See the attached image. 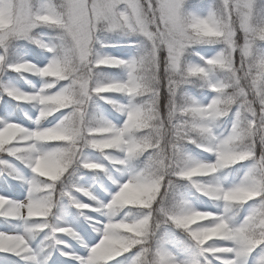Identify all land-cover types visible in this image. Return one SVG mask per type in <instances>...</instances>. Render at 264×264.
I'll return each instance as SVG.
<instances>
[{
  "label": "snow or ice",
  "instance_id": "snow-or-ice-1",
  "mask_svg": "<svg viewBox=\"0 0 264 264\" xmlns=\"http://www.w3.org/2000/svg\"><path fill=\"white\" fill-rule=\"evenodd\" d=\"M11 2L13 4V7L9 10L11 26L8 29L0 31V45H4L13 38H28L32 30L40 25L58 27L67 37V51H65L64 46L57 49L43 44L40 40L34 41L39 46L53 53L54 58L47 67L39 69L29 63H21L15 66L14 70L17 72H35L43 77L52 78V80L48 82L45 92L40 95H25L21 92L13 91L10 95L15 97L18 101H34L43 106V110L40 113L41 118L51 116L53 112H58L62 109L69 110V114L65 119L54 128L68 127L69 120L76 122L77 127L72 130L74 145L79 144L80 146L78 148L73 146V154L69 159L71 166L76 165L85 168L84 166L86 164H90L85 158V149L89 147L98 149L95 148L91 141L99 137L94 135L93 128L87 120V107L94 96L103 99L104 94L107 93H126L133 98L148 95L152 101V109L156 112L163 113L160 105L161 89L164 86V81L161 79V71L165 73L169 71L181 72L184 74V79L181 81H176L167 77L166 87L170 99L167 113L160 117L164 127L174 125V131L177 133L176 142L171 145L170 150L167 146H161L165 153L170 152V171L163 181L158 182L159 191L153 198V204L149 208L143 209L145 210L143 217L132 222H126H138L142 225V235L140 237H129V250L133 248V246H138L142 249L141 256H146L150 251V238L154 235L155 230L160 227L161 223L174 224L177 228L185 231L196 242L202 256L201 264H213L215 254L235 252L237 257H241L252 252L257 246L264 245V242H256L260 239V229L257 228V225L260 224L261 218L264 217V210L257 211L249 216L240 227L232 228L223 217L216 218L211 216L209 219L202 220L211 223V226H206L205 224L199 223L200 221L195 224L192 223L195 213L200 211L182 210L178 213H170L164 207H154L158 198L162 197V195H167V192L172 188L171 180L167 179L169 176H177L193 181V178L214 174L218 170L253 156L254 135H252L251 138L252 146L242 154V159L236 157L234 149L231 147L236 138L235 130L238 127L240 115L245 108L244 105H237L239 111L236 113L237 119L231 135L219 142H215V138L213 137L212 139L214 142L206 149H214L216 151L218 154L216 163H183L180 159L181 146L183 143H196L197 141L193 139V134H208L211 136L212 129L209 125L225 115L221 113L218 108V105L224 99L227 87H229V84L225 81L212 84V87L217 93V97L212 100L210 105L206 107L199 106L193 101L190 105L181 106V111L196 113L198 119L193 121V123L197 125L195 131H182L186 126L177 123V121L173 119L174 107L172 104V98L177 94L181 85L185 83L188 78L199 77L201 79H206L212 71L224 69L225 63L222 54H219L214 59L208 60L206 62L207 67L189 66L185 68L183 65V56L186 48L195 43H215L223 41V36L208 34L206 32V28L210 29L212 33H219L222 31L221 19L219 16L213 13L206 19L187 18L183 13L184 0H64L59 8L50 3L39 12L31 8L30 0H11ZM17 4L19 5V9L16 8ZM121 5L125 6L124 10H120ZM250 7L247 0H235V2L229 0L223 13L224 18L230 25L227 43L230 45L231 51V59L228 64V68L232 72L231 86L241 89L242 98L254 97L264 93V59L259 62H254L251 58V47L253 42L257 39L264 41V28L254 29L250 25ZM24 13L27 14L29 23L21 26L20 17ZM42 16L53 17L57 23L46 24L38 19ZM145 16H147L146 25L144 23ZM105 23L110 25L111 28H127L133 32L142 34L146 40L150 42V51L139 59L130 62L108 57H97L93 51V45L96 40L97 32ZM239 31L244 33V42L242 44L239 43L236 38ZM68 51L77 58L79 68L72 67L68 58ZM164 51L168 53L166 58L161 57V53ZM146 62L152 65L156 78L159 81V88L156 91H153L152 84L146 81L141 75ZM27 65H30L29 69L27 71L23 70L21 66ZM100 66H123L129 71V79L122 83H107L113 86L112 91L97 92L96 89L103 87L104 84H97L93 87L92 72L94 68ZM2 69L3 59L0 58V70ZM52 72L55 74L51 75L50 73ZM242 77L251 78V84L256 89L254 93L249 92V84L247 80L242 79ZM60 81H68V86L62 91L51 94L50 90ZM52 97H57L54 104L50 102V98ZM109 102L111 103V101ZM227 103L231 104V99H229ZM249 104L251 106L247 108L248 123L252 133H255L257 128L264 125V105H260L254 99H250ZM115 106L120 111L126 113L127 119L122 128H116L107 121H103L104 126L110 130V134L113 137V144L110 148L105 150L119 149L121 152L126 153V159L119 161V163L123 164L126 163L127 160L144 154L149 148V145L142 137L144 131L150 128L153 115L151 111L144 110L147 106L142 103L139 105L132 104L127 108L119 105ZM130 115L132 119H129ZM169 120H172V125H169ZM12 125L19 126L22 131L18 136L12 138L11 141L5 143L3 147H0V155L7 153L11 156L23 159L26 154H30L27 162L33 170L35 168L36 159L46 154V152H39L37 148L40 142H47L44 136L47 129L30 131L16 123L0 121V130L7 129ZM23 142H27L28 147H24ZM66 147H69V145L60 142L59 146L56 148ZM101 151L103 152L104 150ZM157 151L158 149H151L150 155H155ZM262 164H264V161H262ZM147 170L148 169L145 168L142 172L134 175L129 181L132 183L140 182L145 177ZM194 170H198L205 174L194 175ZM33 172L36 173L34 170ZM37 177L38 179L33 180L31 183L30 194L26 203L12 202L8 198L0 196V201L4 202L3 208H0V217L20 219H46L49 217L51 211L46 217L28 216V208L35 203L39 197L47 198L46 202L50 209H52L53 206V199L56 191L55 182L57 181L39 179L43 177L38 175ZM123 186L124 184L120 187V190ZM195 187L205 195L213 199L224 200L228 202L229 205L244 203H237L233 200L225 199L226 194L238 190H248L256 193L253 198L264 196V182L255 180L246 181L241 186L228 191L219 187H205L200 183H195ZM81 190L80 188L75 189L77 192ZM162 190H164L163 193ZM61 196L68 197L74 205L84 204L76 199L70 191L62 192ZM92 199L95 198L92 197ZM98 209H101L100 211L103 212V205H98ZM113 223L117 222H110L103 228V236L111 231L110 225ZM217 225H226L224 232L228 238L223 240L234 241L235 244L239 246L238 248H221L211 243L202 245L200 230L212 228ZM41 227H49V225L45 223L42 224ZM57 229L59 228L52 227L54 236L58 233ZM253 233L255 234L256 240L250 238ZM0 235L23 238L28 251H12L11 253H15L17 256L23 254L31 255V250L24 237L7 233H2ZM98 245H100V243ZM96 247L97 246L91 248L88 259H81L79 257L74 258L79 259L80 264H94L96 254L93 252V249ZM209 247L224 250L220 252H209L206 250ZM144 264H147L146 260ZM158 264H177V262L174 257L161 255ZM224 264H237V261H225Z\"/></svg>",
  "mask_w": 264,
  "mask_h": 264
},
{
  "label": "rangeland",
  "instance_id": "rangeland-1",
  "mask_svg": "<svg viewBox=\"0 0 264 264\" xmlns=\"http://www.w3.org/2000/svg\"><path fill=\"white\" fill-rule=\"evenodd\" d=\"M264 0H247L250 4V20L249 23L254 29L264 28ZM263 2V3H262ZM53 4L57 8L61 5V0H30V6L34 11H41L48 4ZM125 6L121 5L120 10H124ZM183 13L188 18L206 19L210 14L215 13L217 16L223 14V0H184ZM62 30L55 26L40 25L32 30L28 38H13L7 41L4 45H0V58L3 59V69L0 70V82L4 78H10L12 75L7 71L10 62L17 60V49L23 51L31 61L35 62L41 69L47 67L48 61H43L39 56L33 57L36 43V38H42L46 42L45 45L55 47L57 49L65 45L62 40ZM125 38L126 41L132 42L134 49H138L140 56L144 52L150 51V42L138 33L127 28H111L100 29L97 32L96 40L93 45V51L99 50L107 54L114 53L117 57H122L127 62H130L134 57V51L116 52L114 49L122 47L118 45V41ZM237 41L244 42V33H237ZM44 39V40H43ZM103 44L97 46V42ZM123 40V42L125 41ZM129 44V43H128ZM45 50H47L45 48ZM225 50V45L220 42L215 43H195L185 49L183 56V65L185 68L189 66L207 67V61L214 59ZM48 54V57L53 58V53ZM137 56V55H136ZM162 58H166V51L161 53ZM264 59V41L255 40L251 47V58L254 62H259L260 58ZM238 58V56H237ZM29 59V58H28ZM127 68L125 69V71ZM95 68L92 72V77L95 73ZM35 73V72H34ZM163 73V71H161ZM129 71L127 70V79ZM198 77H190L181 85L176 94V103L180 105L181 99L186 100V104L190 105L194 101L196 104H201L204 107L211 104L212 100L217 97V93L212 87V84L224 82L227 79V74L219 69L209 73L206 79ZM8 80V81H9ZM50 79L43 81L31 80L35 92L43 94L47 89V84ZM211 81V83H210ZM62 85H55L51 90V94L62 91L68 86V81H63ZM58 86V88H57ZM57 88V89H56ZM20 90L27 91L22 86ZM127 105L137 104V101L132 100L126 102ZM198 104V105H199ZM138 105V104H137ZM43 107V106H41ZM93 107L95 109H93ZM13 108L7 105V112ZM43 108L41 109V111ZM65 110L63 117L69 114V110ZM239 111L237 106L223 118H218L211 125L212 137L210 136L201 152H194L190 147H186L184 157L180 154V159L183 163H203L214 164L218 160V154L214 149H208L209 145L226 139L231 135L232 129L236 123V113ZM1 112V109H0ZM100 117L97 119V113ZM1 115V114H0ZM3 117V116H2ZM126 113L124 120L117 122L113 117V113L108 109L99 97L94 96L87 107V120L91 126L98 121H107L110 124L116 125V128H122L126 121ZM34 121L31 126L32 130H44L41 125V115L37 113L33 116ZM13 123H22V120L16 115H11L9 118ZM53 126V125H51ZM50 126V127H51ZM54 128V127H53ZM57 146H45L43 142L38 144L39 152L52 151ZM114 149L104 150L103 152L94 148L85 149V158L90 163L100 165L98 169H87L73 165L57 182L56 191L53 199L52 211L46 219H20V218H4L0 220V234L7 233L11 235H19L26 239L31 250V255L23 254L17 256L16 259L2 260L0 264H80L81 259H88L92 247L98 246L103 238L102 230L110 222H132L143 217L145 210H136L135 208H126L115 217H111L105 212L98 211V205H107L111 202L114 196L120 190L123 184L136 174L142 172L148 165L150 153L141 158H132L122 164L120 169L121 176L117 177L113 171L111 163L102 155L106 151H110L109 155H115L121 160L126 159V153L121 154L113 151ZM101 151V152H100ZM262 165L255 159L251 158L239 171L233 168L232 165L218 170L214 174L208 176L193 178L189 181L177 176H169L172 188L167 192V195H162L158 198L154 207H164L170 213L179 212L182 210L200 211L211 214V216L220 218L223 217L232 228L240 227L249 216L263 208L264 203L261 196L258 200H249L242 204L229 205L224 200L213 199L205 195L202 191L195 187V183L203 184L205 187H219L225 191L239 187L246 181H261L264 182V172ZM116 169V168H115ZM106 171V174L104 172ZM21 178L19 182L15 179H0V196L8 198L12 202L26 203L29 198L31 183L38 179L37 174L33 170L20 171ZM1 178V177H0ZM26 181V182H25ZM113 182V184H112ZM80 188L83 191H75ZM65 191L72 192L73 196L81 203L89 205L86 209H79L68 197H62L61 193ZM84 191H88L91 196L84 195ZM164 190H162L163 193ZM94 197L95 199H92ZM76 207V208H75ZM77 209V210H76ZM135 209V210H134ZM135 211H137L135 213ZM48 224L49 227H41L42 224ZM199 223L211 226L209 221H200ZM52 227L56 228H71L77 233L79 239H74L64 233H56L53 235ZM45 228V229H44ZM44 229V230H43ZM178 228L171 223L160 224V227L155 230L154 235L150 238V251L142 257V249L138 246L134 247L133 255L121 264H140L143 261H149L151 255L153 260L159 261L160 256L174 257L177 264H201L202 256L196 244L193 249H186L177 239ZM216 247L233 248L239 246L234 241L216 239L209 242ZM155 258V259H154ZM225 261H237V264H264V245L257 246L252 252L245 256L237 257L235 252L215 254L213 264H224ZM154 263V262H153ZM108 264H114L111 261ZM155 264V263H154Z\"/></svg>",
  "mask_w": 264,
  "mask_h": 264
},
{
  "label": "clouds",
  "instance_id": "clouds-1",
  "mask_svg": "<svg viewBox=\"0 0 264 264\" xmlns=\"http://www.w3.org/2000/svg\"><path fill=\"white\" fill-rule=\"evenodd\" d=\"M63 3L64 0H61ZM235 2V0H233ZM229 0H223V13L226 8ZM13 7L11 0H0V31L8 29L11 26L9 10ZM16 8L19 9V5H16ZM221 19L222 31L219 33H212L210 29L206 28L208 34H218L224 37L223 43L225 45V50L221 53L225 67L222 71L227 74V79L225 82L229 84L227 87L224 99L218 105V108L221 113L226 117L233 109L234 106L244 105V111L240 115L238 127L235 130L236 138L232 143L231 147L234 149V153L238 159L243 158L244 149H248L251 145L252 135L259 137L261 142H264V125L256 129L255 133H252L249 123H248V111L247 108L251 105L249 104L250 99L256 100L260 105H264V93L258 96H250L248 98H242L241 89L238 87L231 86V77L232 72L228 68V64L231 59L230 45H228V35L230 30V25L228 21L224 18V15L219 16ZM21 26H24L29 23V19L26 13L21 15ZM46 24H55L57 21L50 16H42L38 18ZM34 23V22H33ZM145 25L147 24V16L144 18ZM100 29H111V26L107 23L103 24ZM64 34V33H63ZM62 40L66 43L64 45L65 51L68 50V40L65 34L62 36ZM168 53L166 52V57ZM68 58L72 64L73 68H79V62L75 56L68 51ZM23 70L27 71L30 65L21 66ZM54 75L55 73H50ZM143 78L150 82L153 86V91L158 90L159 81L156 78V75L153 71V67L150 63H145L143 70L141 72ZM167 77L176 81H181L184 79V74L181 72H172L169 71L166 73ZM246 79L249 84V92L254 93L256 91L255 87L251 84L250 77H242ZM113 86L110 84H104L103 87L96 89L97 92H108L112 91ZM176 95L172 98V104L174 107L173 119L177 123L184 124L186 127L182 131H195L197 125L193 121L197 120L198 117L194 112H185L181 111V106L176 103ZM142 104L147 107L145 111H151L153 119L151 121V126L149 129L144 131L143 139L149 145V148L146 152H150L151 149H158L155 155H150L149 162L147 165V173L145 177L138 183H132L131 181L124 184L123 188L114 196L110 203L103 206V212L105 214L115 217L122 210L126 208H137L145 209L149 208L153 204V198L155 194L159 191L158 182L163 181L167 173L170 171L169 160L171 159L170 152L165 153L162 145L167 146L170 150L171 145L176 142L177 133L174 131V125L170 127H164L161 123V115L164 113L156 112L152 109V101L150 96L145 95ZM231 99L232 103L229 104L227 101ZM57 97L50 98L51 103H55ZM55 112H53L54 114ZM129 119H132L131 115ZM169 125H172V120L168 121ZM77 127L76 122L73 120L68 121V127L66 128H50L47 129L44 133V136L47 142H63L69 145L66 148H56L52 151L46 152L45 155L40 156L36 159L35 168L33 169L38 176L46 178L51 181H58L64 174L69 170L71 164L69 159L73 154V146L79 147V144L74 145V136L73 129ZM93 133L98 139L91 141V143L98 148L99 150H105L110 148L113 144V137L110 134V130L104 126L103 121H98L95 125L92 126ZM22 129L17 125H12L7 129L0 130V147H3L5 143L12 140V138L18 136ZM145 152V153H146ZM87 169H98L100 165L95 163L86 164L84 166ZM194 175H203L198 170L193 171ZM83 191V190H81ZM84 195L91 196L90 193L84 191ZM256 193H253L248 190H238L225 195V199L233 200L237 203L246 202L249 199H252ZM46 197H39L35 203H33L28 208L29 217H46L51 209L48 207ZM4 202L0 201V208H3ZM79 209H86L89 207L87 204H77L75 205ZM100 211L101 209H97ZM211 218V214L205 212H197L194 215L192 223L195 224L199 221ZM111 231L107 232L100 241V245L93 249V252L96 254V260L94 264H108L116 257L121 256L123 253L129 251V237H140L142 235V225L138 222L136 223H126V222H117L110 225ZM226 225H217L212 228H205L200 230V240L202 245L209 244V242L216 239H227L224 229ZM257 228L260 229V239L256 242H264V217L261 218L260 224L257 225ZM58 232L64 233L74 239H78L77 233L74 232L71 228H59ZM253 240H256L255 234L253 233L251 237ZM102 245V247H101ZM209 252H220L224 249L220 248H207ZM12 251H23L27 252L28 249L25 246L23 238L20 237H8L0 235V252H12Z\"/></svg>",
  "mask_w": 264,
  "mask_h": 264
},
{
  "label": "trees",
  "instance_id": "trees-1",
  "mask_svg": "<svg viewBox=\"0 0 264 264\" xmlns=\"http://www.w3.org/2000/svg\"><path fill=\"white\" fill-rule=\"evenodd\" d=\"M188 18H190V17H188ZM36 40H40L43 44H45L42 41V38H40V37L36 38ZM102 44L103 43L100 40L97 42V46H100ZM131 44H132V42H130V46L127 45L126 48H125V46H122V48H119V49L115 48L114 50L116 52L134 51V53H135L134 57L135 58L131 59V61L135 60V59H139L141 56H144L149 52V51L144 52L143 54H141L139 56L137 54L138 49H134L133 47H131L132 46ZM34 48H35V50H34L32 56L33 57L39 56L41 60L48 61V65H49L54 57L53 58L48 57L47 53L45 52L43 47L39 46L37 43H36ZM16 53H18L17 60L11 61L10 65L7 69V71L10 72V75H12L11 80H9L10 78H4L0 82V109H1L0 121L6 122V123H13L12 121L9 120V118L14 113V115H16L17 118L22 120V123H19L18 125H20L21 127H24L27 130L36 131V130H32L29 126H31L32 122L34 121L32 116L37 114V113H41V109L43 107H41V105H39L37 102H34V101L33 102L18 101L15 97L10 95V93L13 91H16V92H21L25 95H40L39 92L34 91V87L32 85L31 80L33 79V80H37V81H41V80L43 81V79L52 80V78L43 77V76L39 75L38 73H34V72H17V71H15L14 70L15 66L18 64H21V63H29V64L33 65L35 68L41 69L35 62L31 61V59H30L31 57H28L29 55L27 56L23 51L21 52L20 49H17ZM95 55L97 57H108V58H114V59H119V60L124 61L123 59L116 57V55L114 53H110V54H107L106 52L102 53L98 49L95 50ZM260 60H262V57L260 58ZM123 69H126V68L123 66H100V67L95 68L96 71L92 77V86L94 87L97 84L126 82L129 79V76H128V79L124 77ZM161 79L164 81V86L161 89L160 105H161L162 112L164 114H166L170 97L168 95V91H167V87H166L167 75L165 72L161 73ZM62 83H65V82L60 81V82L56 83L55 85H62ZM22 86L25 87L27 91L20 90V88H22ZM57 88H58V86H57ZM99 99L104 103V105L108 109H110L115 114V116L117 118H121L123 112L120 111L115 105H119V106L125 108V105L123 104L124 101H126L128 99H129V102L134 100L133 97L128 96L126 93H107V94H104L103 99L100 97H99ZM135 100L140 104L143 102L144 98L136 97ZM109 101H111V103ZM185 102H186V100L182 98L180 101V105H182V106L187 105ZM198 104H199V102H198ZM7 105H10L13 108V110L10 112L9 111L7 112L6 111ZM199 106H203V105L199 104ZM93 109H94V107H93ZM64 112H65V110L62 109L58 112H55L51 116L42 118L40 128L42 127L43 129H50V128L58 126L59 123L63 119H65V117H63ZM221 118H223V117H221ZM51 125H53V126H51ZM211 134H212V132H211ZM209 138H210V136L208 134H202V135L193 134V139H195L197 142L196 143H190V142L183 143V145L181 146V153L180 154L182 155V157H184L186 147H190L196 151H200L201 148H203L204 145L207 143ZM43 144L45 146L52 147L55 145L59 146L60 142H43ZM23 146L28 147V143L23 142ZM116 150L119 151V149H116ZM244 150L247 151V149H244ZM109 153H110V151H106V152L102 153V155L111 163L113 168L114 167L115 168L121 167V164L119 163L120 159L115 155H109ZM148 153H150V152H146V153L142 154L141 158L144 157L145 155H147ZM29 155L30 154H26V156L23 159L11 156L10 154H7V153L0 155V177L2 176V179L3 178H10V180L15 179V180H17L16 182H19L18 178H21V175H20L21 170H23V169H25V170L27 169L28 171L32 170V167H30L29 163L27 162ZM135 158H137V157H135ZM251 158L257 160L262 165L261 169L264 172V164H262V161H264V142H261V140L258 136L255 137L253 156L248 158V159H245L243 161H238L237 163L232 165V167L237 166L238 168H240L247 162V160H249ZM104 172H106V171L104 170ZM116 173L118 176L121 175L120 171H118V170H116ZM39 179L46 180V178H39ZM262 200L264 203V196H262ZM135 209L138 210L137 208H135ZM261 210H264V206H263V208H261ZM180 211H182V210L180 209ZM136 212L137 211H135V213ZM0 219H3V217H0ZM178 235H179V240L181 242H183V244L186 245L187 247H194L196 245V242L182 229L178 230ZM134 247L135 246H133V248H131L128 252L123 253L119 257L129 256L131 254L132 250L134 249ZM15 255H16L15 253H11V252H0V258L2 260H6L7 257L15 256ZM150 257H151V259L149 261H147V264H154V263L158 264L157 261L155 262L153 260L152 255ZM140 264H144V261L140 262Z\"/></svg>",
  "mask_w": 264,
  "mask_h": 264
}]
</instances>
